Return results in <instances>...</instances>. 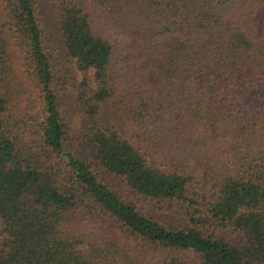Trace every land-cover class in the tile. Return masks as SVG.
<instances>
[{
    "label": "trees",
    "instance_id": "obj_1",
    "mask_svg": "<svg viewBox=\"0 0 264 264\" xmlns=\"http://www.w3.org/2000/svg\"><path fill=\"white\" fill-rule=\"evenodd\" d=\"M50 1L0 0V264H264V0Z\"/></svg>",
    "mask_w": 264,
    "mask_h": 264
},
{
    "label": "rangeland",
    "instance_id": "obj_2",
    "mask_svg": "<svg viewBox=\"0 0 264 264\" xmlns=\"http://www.w3.org/2000/svg\"><path fill=\"white\" fill-rule=\"evenodd\" d=\"M37 2L39 11L43 16V22L46 26L48 39L53 42L57 47H60L59 36L53 21V8L51 1L37 0ZM95 30L97 34H105L109 38L110 42L114 45L115 51L118 56H128V45L130 43V39H128L126 36L118 34L112 27L110 28L104 25L103 23H97ZM255 34L258 37H264V7L259 9L255 16ZM150 164L162 169L161 166L154 162H150ZM112 183H114L121 191L125 189L123 183L120 180H113ZM193 187H196L195 191L200 190L205 192L208 196V199H210L211 194H213V190L209 186H204L199 182L193 183Z\"/></svg>",
    "mask_w": 264,
    "mask_h": 264
}]
</instances>
